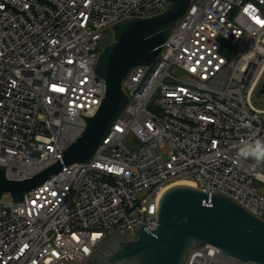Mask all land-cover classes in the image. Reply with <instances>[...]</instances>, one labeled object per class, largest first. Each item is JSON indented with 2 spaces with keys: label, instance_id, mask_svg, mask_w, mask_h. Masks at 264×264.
Wrapping results in <instances>:
<instances>
[{
  "label": "built area",
  "instance_id": "1",
  "mask_svg": "<svg viewBox=\"0 0 264 264\" xmlns=\"http://www.w3.org/2000/svg\"><path fill=\"white\" fill-rule=\"evenodd\" d=\"M190 1L158 63L125 78L129 101L91 160L64 165L25 201L0 198V264H85L113 230L134 239L140 223L156 229L163 194L182 180L264 219V168L237 148L264 138V108L252 100L264 75V0ZM170 6L0 0V165L9 179L62 160L83 134L106 91L95 73L106 32Z\"/></svg>",
  "mask_w": 264,
  "mask_h": 264
},
{
  "label": "water",
  "instance_id": "2",
  "mask_svg": "<svg viewBox=\"0 0 264 264\" xmlns=\"http://www.w3.org/2000/svg\"><path fill=\"white\" fill-rule=\"evenodd\" d=\"M168 1L171 6L164 12L124 19L112 26L113 41L104 45L95 67L96 75L105 82V95L96 113L85 117L83 134L65 150L62 160L31 178L9 179L6 166L0 165V198L9 194L17 202L25 201L27 192L60 173L64 165L91 160L129 101L125 78L139 65L158 63L162 45L191 3ZM202 245H211L244 264H264V219L226 195L213 191L210 195L178 184L167 189L160 200L156 229L140 223L137 237L129 240L113 230L86 262L184 264Z\"/></svg>",
  "mask_w": 264,
  "mask_h": 264
},
{
  "label": "clouds",
  "instance_id": "3",
  "mask_svg": "<svg viewBox=\"0 0 264 264\" xmlns=\"http://www.w3.org/2000/svg\"><path fill=\"white\" fill-rule=\"evenodd\" d=\"M238 155L244 159H252L255 162L264 163V138L251 137L237 145Z\"/></svg>",
  "mask_w": 264,
  "mask_h": 264
},
{
  "label": "bare ground",
  "instance_id": "4",
  "mask_svg": "<svg viewBox=\"0 0 264 264\" xmlns=\"http://www.w3.org/2000/svg\"><path fill=\"white\" fill-rule=\"evenodd\" d=\"M178 184H186V185H190V186L194 187L192 182L186 181V180L178 181L177 183L173 184L172 186L178 185ZM172 186H170V187H172ZM214 259L217 260L220 264H236L237 263L234 260H231L230 258L221 255V253L214 247H210L205 251H201V250L195 251L191 255L190 261H192L193 264L194 263L211 264L210 261H212Z\"/></svg>",
  "mask_w": 264,
  "mask_h": 264
},
{
  "label": "rangeland",
  "instance_id": "5",
  "mask_svg": "<svg viewBox=\"0 0 264 264\" xmlns=\"http://www.w3.org/2000/svg\"><path fill=\"white\" fill-rule=\"evenodd\" d=\"M113 41V32L112 31H108V32H106V34H105V37H104V40H103V43H104V45L105 44H107V43H110V42H112ZM263 85H264V75H263V78H262V84H261V86L256 90V92L254 93V95H253V103H254V105L256 106V107H258V108H264V92L263 93H261L260 91H261V89H262V87H263ZM260 165L264 168V163H260ZM261 191L262 192H264V184H262V189H261ZM264 218V217H263ZM122 237H123V239H125V240H129V239H131V237H132V234L131 233H124L123 235H122ZM204 245H202L201 247H203ZM200 247V248H201ZM221 255H223V256H225L224 254H222L221 253ZM211 262V264H220L217 260H212V261H210ZM63 264H79V263H77V262H75V261H72V260H66ZM85 264H87V262L85 263ZM184 264H190V259L189 260H187ZM194 264H199V263H194ZM201 264V263H200Z\"/></svg>",
  "mask_w": 264,
  "mask_h": 264
}]
</instances>
